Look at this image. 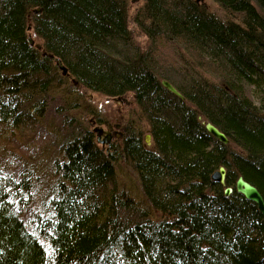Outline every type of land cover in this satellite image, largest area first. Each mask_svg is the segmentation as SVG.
Segmentation results:
<instances>
[{"label":"trees","instance_id":"trees-1","mask_svg":"<svg viewBox=\"0 0 264 264\" xmlns=\"http://www.w3.org/2000/svg\"><path fill=\"white\" fill-rule=\"evenodd\" d=\"M142 1L134 21L149 38L144 49L133 41L128 0H0V138L37 135L49 107L65 113L79 89L132 93L146 122L125 126L118 152L90 129L64 133L51 170L59 199L44 191L35 201L33 217L47 213L40 222L17 204L39 193L41 146L30 140L31 157L7 150L0 264H264V215L210 178L224 165L227 186L242 175L264 197V0H215L225 16L197 0ZM192 61L219 80L196 76ZM198 111L230 142L210 134ZM119 160L135 171L142 200L115 189Z\"/></svg>","mask_w":264,"mask_h":264},{"label":"rangeland","instance_id":"rangeland-1","mask_svg":"<svg viewBox=\"0 0 264 264\" xmlns=\"http://www.w3.org/2000/svg\"><path fill=\"white\" fill-rule=\"evenodd\" d=\"M204 3H206L207 7L216 14L225 16L226 13L224 9L216 1L204 0ZM127 4L129 13V28L132 31L134 44L144 49L149 44V38L134 21L135 14L141 9L143 1L128 0ZM29 35L32 37V39H34L36 44L39 43V40L36 38V34L31 29V26L29 28ZM182 51L184 50L182 49ZM186 56L187 54L185 57ZM193 63L195 62L192 61L191 64ZM203 68L204 67L195 63L194 69H192V71L196 76L201 77V75H203L208 80H219L218 76L209 73ZM67 97L71 102L74 103V105H71L68 108L66 107V112L62 114L55 112L56 106H50L49 110L46 112V115L42 119L43 130L39 133L37 132V135L29 131L21 133L19 130H16L14 132L15 137L10 136L7 139L0 138V158L7 152V150H12L15 153H20L24 156L28 155L31 157L33 155L32 151L34 150V146L30 143V140L33 139L32 143L37 144V146H41L42 149L38 155V160L33 161L36 163L39 176L43 177L44 181H46L54 174L53 172L50 176L52 170V161L55 158L61 159L62 157V153L58 150L57 144H61L62 138L65 137L64 133L66 135L71 133L79 134L84 128L93 130L95 125L101 126V123L106 121L109 126L119 124L120 127H125L131 121L146 123L145 119L143 118V114L140 113V110L135 103L132 93L122 95L121 97H108L100 92L89 89H79L78 93H74V95L69 94ZM67 114L72 119H69ZM45 128H48L49 130H46ZM47 131L53 132L54 142H52L50 139L48 140L46 137L49 134ZM103 138L105 137L103 136ZM116 142H112V144L115 145ZM3 145H5V148H1ZM21 145H25L27 148L24 146L22 150L21 147L23 146ZM28 147L29 150H27ZM116 166L118 171L117 177L122 180L123 186H125L131 192L140 195L141 185L138 181L136 173L129 165L124 164V162H121L120 160ZM40 188L41 190L37 195L39 197H36L35 201H39L40 196L44 193L45 187L42 186ZM153 213L156 217L160 216V213L157 211H154Z\"/></svg>","mask_w":264,"mask_h":264},{"label":"water","instance_id":"water-1","mask_svg":"<svg viewBox=\"0 0 264 264\" xmlns=\"http://www.w3.org/2000/svg\"><path fill=\"white\" fill-rule=\"evenodd\" d=\"M37 12H39V10H37L36 13ZM38 47H41V46L38 45ZM61 69L63 70V74L67 73V69L65 66H61ZM162 84L170 92L184 99V96L182 95V93L170 81L163 79ZM204 123H205L206 129L210 133H212L215 137H217L221 142L225 144L229 143V138L220 128H218L211 121H204ZM93 132L97 135V139L99 142H102V144H110L111 138H112L111 132L105 130L103 127H100V126H96L93 129ZM102 136L105 137L103 140H101ZM146 141L148 145L151 143L150 135H147ZM217 175L219 176L217 181L224 187L225 195H230L234 191V188L232 186H227L226 169L224 167H221L220 171L219 172L217 171ZM235 188L237 192L241 193L247 199L255 202L259 208V211L264 215V197L262 193L259 191V189L257 188V186L245 180L243 177H240L238 182L235 185Z\"/></svg>","mask_w":264,"mask_h":264},{"label":"bare ground","instance_id":"bare-ground-1","mask_svg":"<svg viewBox=\"0 0 264 264\" xmlns=\"http://www.w3.org/2000/svg\"><path fill=\"white\" fill-rule=\"evenodd\" d=\"M213 1H215V0H213ZM197 2H200L201 4H203L204 5V7H207V5H206V3H204V0H197ZM208 8V7H207ZM212 11V10H211ZM214 12V11H213ZM180 44V45H179ZM173 46H174V48H178V47H182V43H180L179 41H176V42H174V44H173ZM240 88H242V85H240ZM246 88H248V89H246V92H250L251 93V89L249 88V87H246ZM135 95L133 94V97H134ZM256 98V97H255ZM252 99H253V96H252ZM184 112V111H183ZM196 113H199V111L198 112H196ZM184 114L187 116L188 115V117H190V114H188L187 112H184ZM201 113H199V115L197 116V118H198V120L204 125V127H205V129H206V126H205V123H204V121H207L206 119H204L203 118V116L202 115H200ZM196 115V114H195ZM141 128H143V127H141ZM207 130V129H206ZM208 131V130H207ZM209 132V131H208ZM210 133V132H209ZM210 134H212V133H210ZM147 135H150V138H151V140H152V137H153V135H152V133H151V131L148 129L147 130V132L145 133V135L143 136V138H144V142L148 145V143H147V141H146V137H147ZM213 135V134H212ZM214 136V135H213ZM215 137V136H214ZM228 137V136H227ZM217 138V137H216ZM104 138H103V136L101 137V140H103ZM218 139V138H217ZM96 141H97V143H98V145L101 147L102 146V142H99L98 141V139H97V136H96ZM229 142H230V140H229ZM119 145H121V142L120 143H116L115 145H112V146H110L109 147V149L108 150H112L113 148H116V147H118ZM101 148H103V147H101ZM107 150V149H106ZM114 150V149H113ZM114 152H118V148L117 149H115L114 150ZM221 167H224L225 169H226V167L224 166V165H220L217 169H215V170H213L211 173H210V178H211V180L212 181H214V182H217V183H219L218 181H217V179H218V175H217V171L219 172L220 171V168ZM133 170V169H132ZM134 171V170H133ZM135 172V171H134ZM51 174L52 173H50V176H51ZM226 175H227V169H226ZM57 177H58V175L57 174H55V172H54V174L50 177V179H47L46 181H44V178L43 177H41L40 178V181L39 180H37L38 181V183H37V185H35L36 186V188H37V191H36V194L41 190V188L40 187H45L44 189V191H46V192H48L49 194H47L48 195V200L49 199H59V197L57 196L56 197V195H55V193H53V194H50V193H52L53 191H54V188H57V186H54L55 184H56V180H57ZM240 177H243L244 178V176H242V175H238V177H237V179H236V181H235V185H236V183L238 182V180H239V178ZM245 179V178H244ZM246 180V179H245ZM123 182H122V180L119 178V177H117L116 178V181H115V189H116V186L118 187V188H120V190L121 189H125L126 187L125 186H123V184H122ZM234 185V186H235ZM233 187V186H232ZM233 188H235V187H233ZM258 188V187H257ZM127 189V188H126ZM236 189V188H235ZM259 189V188H258ZM259 191H260V189H259ZM261 192V191H260ZM39 196H37V198H38ZM135 199L136 200H142L143 199V194L141 193L140 195L139 194H136L135 195ZM39 202V201H38ZM38 202H35V200L33 199V200H31V199H29V200H27V199H23V202L22 203H19V204H17L18 206H19V208L20 209H22V210H25V209H28V208H30L31 210H30V215L29 214H27L26 212H24L23 214H25L26 213V216H31V218L33 219V220H35L34 222H36V221H39L40 222V220L42 219V217H45V216H47V213H42L41 214V216L39 217V218H34L33 217V215H34V213H36V210H38L36 207H35V205L38 203ZM259 209V208H258ZM22 210H19V211H22ZM263 215V214H262ZM40 219V220H39ZM43 223H47V221L46 220H44L43 221ZM29 229L30 230H32V231H36L35 230V227H33V226H29ZM38 236L39 237H44L43 239H42V244L44 245V244H47L46 242H48V238H47V236H46V234H44V232H39L38 233ZM47 238V239H46Z\"/></svg>","mask_w":264,"mask_h":264},{"label":"flooded vegetation","instance_id":"flooded-vegetation-1","mask_svg":"<svg viewBox=\"0 0 264 264\" xmlns=\"http://www.w3.org/2000/svg\"><path fill=\"white\" fill-rule=\"evenodd\" d=\"M101 126L105 130L111 132V134H112L111 141L112 142H116L117 141L116 143H120L123 140L124 132L126 131V128L125 127H123V126L120 127L119 124L113 125V126H109V124H107V121L106 122H102L101 123ZM113 140H115V141H113ZM112 142H110L109 145L102 144L103 145L102 147L104 149H107L108 150L109 147L113 145Z\"/></svg>","mask_w":264,"mask_h":264}]
</instances>
